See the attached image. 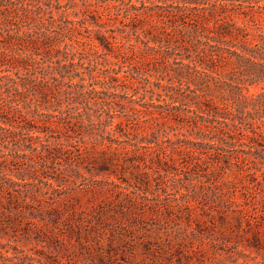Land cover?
<instances>
[{
    "label": "trees",
    "instance_id": "16d2710c",
    "mask_svg": "<svg viewBox=\"0 0 264 264\" xmlns=\"http://www.w3.org/2000/svg\"><path fill=\"white\" fill-rule=\"evenodd\" d=\"M89 7L79 18L60 0H0V199L27 206L34 192L21 187L38 179L37 168L43 172L60 166L61 152L70 159L72 149L79 158L97 154L92 158L99 156V171H109L114 158L129 162L142 175L147 174V161L163 176L172 174L174 155L190 149L170 137L169 146L164 145L168 130L178 123V96L170 93V102H164L152 95L164 88L172 91L164 76L176 75V64L199 85L189 111L201 141L199 149L188 151L245 166L247 152L232 157L223 146L235 135L247 137L251 144L254 138H264V87L251 92L255 82L248 75V64L257 66L254 59L264 53V34L254 44L247 25L264 19V0H93ZM60 9L62 14L55 17ZM83 31L94 36H83ZM177 52L186 53L187 62L171 59L182 56ZM193 54L196 59L190 60ZM85 63L87 78L79 69ZM235 65L251 80L244 74L235 77L229 71ZM123 67L131 74L123 75ZM262 75L257 70L259 79ZM87 80L93 84L85 91ZM141 90L136 101L133 97ZM100 92L104 98L91 96ZM119 92L130 103L116 113ZM9 143L12 152L4 154ZM138 148L151 149L154 155L146 161ZM250 162L256 166L255 175L260 162ZM64 171L54 169L55 175L47 179L75 184ZM208 248L213 264H224L230 257L217 253L213 241ZM206 259L196 260L207 264Z\"/></svg>",
    "mask_w": 264,
    "mask_h": 264
},
{
    "label": "rangeland",
    "instance_id": "374dc122",
    "mask_svg": "<svg viewBox=\"0 0 264 264\" xmlns=\"http://www.w3.org/2000/svg\"><path fill=\"white\" fill-rule=\"evenodd\" d=\"M89 3L93 0H60V5L66 4L79 18L90 9ZM59 14L62 9L54 13L55 17ZM256 23L247 24L249 40L254 39V44L260 43L259 35L264 34V19ZM82 35L93 37L94 32L83 31ZM177 54L182 56L172 55L171 59L179 61L182 57L187 62L186 53ZM189 59L196 57L193 54ZM254 60L259 64H248V75L255 82L250 91L259 92L264 87V53ZM173 68L176 75L164 76L172 91L164 88L152 95L164 102H170V93L178 96V123H173L168 136H161H167L163 138L165 146H169L170 137L190 149H185L180 157L174 155L172 174L163 176L161 170H156V165L147 161L154 151L146 148H138L151 167L143 175L129 162L117 163L113 158L109 171H99V156L92 158L97 154L79 158L72 149L70 159L66 160V153L61 152L60 166L54 169L57 173L64 169L63 173L75 184L47 179L55 175L54 169L42 172L37 168L35 173L42 183L38 179L28 180L31 184L21 187L34 192L35 199H27V206L0 199V264H199L196 259L201 260L202 256L207 258V264H213L208 257L211 241L217 253L230 256L224 264H264V138H254L255 143L251 144L247 137L235 135L223 146L232 157L247 152L250 160L245 161V166L238 160V166L236 160L226 165L222 160L209 159L212 155L205 157L188 151L199 149L201 141L199 130L192 127L194 121L190 117L194 114L189 111L194 108L192 96L199 85L195 86L193 75L180 64ZM79 69L87 78V64ZM243 69L235 65L229 71L237 77L244 74ZM127 70L123 67L121 73L131 74ZM257 70L263 72L260 79ZM144 74L147 76L150 71ZM248 75L243 76L246 81L251 80ZM92 84L87 80L85 91ZM65 87L69 88V84ZM146 91L149 98L150 88L146 87ZM141 94L143 90L133 98L138 101ZM94 95L105 96L102 92L91 94ZM131 95L129 91L127 96ZM128 97L118 93L116 113L130 103ZM11 144L4 145V154L12 152ZM253 158L260 162V171L255 175L256 166L250 162ZM44 182L52 183V187Z\"/></svg>",
    "mask_w": 264,
    "mask_h": 264
}]
</instances>
